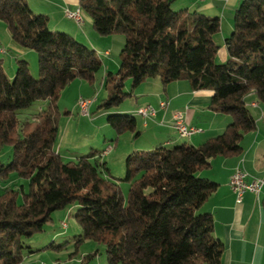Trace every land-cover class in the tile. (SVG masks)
Wrapping results in <instances>:
<instances>
[{
	"label": "trees",
	"instance_id": "trees-1",
	"mask_svg": "<svg viewBox=\"0 0 264 264\" xmlns=\"http://www.w3.org/2000/svg\"><path fill=\"white\" fill-rule=\"evenodd\" d=\"M79 1L99 34L125 36L119 70L105 76L111 90L105 106L128 95L122 92L128 78L133 87L149 78L165 87L186 80L193 90H212L210 108L232 115V122L199 145L130 153L126 200L95 152L65 161L55 149L60 91L75 78L94 81L103 61L70 33L52 30L48 15L26 0H0V21L13 41L39 55L38 77L27 60L18 59L11 79L0 61V152L6 144L13 147L11 161L0 164V177L17 173L30 181L22 203L11 185L0 192V264H21L24 240L44 231L54 211L73 204L80 206L79 240L104 244L110 264H220L225 245L214 235L212 214L201 211L219 184L200 172L214 157L240 154L245 134L257 129L246 97L253 92L264 103V0H243L236 9L224 62L217 60V16L175 10V0ZM40 100L48 106L21 125L19 111ZM108 120L118 133L137 127L135 115L110 114Z\"/></svg>",
	"mask_w": 264,
	"mask_h": 264
},
{
	"label": "rangeland",
	"instance_id": "rangeland-1",
	"mask_svg": "<svg viewBox=\"0 0 264 264\" xmlns=\"http://www.w3.org/2000/svg\"><path fill=\"white\" fill-rule=\"evenodd\" d=\"M173 8L175 7L173 6ZM85 16L87 19L86 14ZM88 19L93 25L89 16ZM84 23L85 20L82 24H79L84 25ZM93 31L98 37L106 39L100 45L102 47L107 46L104 48L98 46L96 49L104 67L96 74L94 81L75 78L60 91L58 99L60 111L59 130L55 149L58 150L65 161L77 160L84 155L95 152L98 160L106 163L107 176L119 182L127 200L131 186V181L126 180L127 157L132 152L156 147L157 145L154 142L158 140L160 134L147 132V128L143 125L144 120L140 115H135V108L139 109L149 102L145 101L147 96L137 93L140 86L144 85L145 82L138 87H133L132 79H126L122 86V92L128 95L120 103H114L109 107L105 106L109 102L111 93L110 88L106 86L105 76L109 72L115 74L119 70L121 52L125 46V36L123 34L101 35L96 30ZM218 34H221V31ZM6 38L7 34L0 25V42L2 45L6 44ZM88 44L86 45L93 48L90 43ZM106 49L110 50V55L105 53ZM30 52L29 55L18 56L16 51L8 48L6 53H0L1 64L6 73L11 75L9 76L11 79H14L17 73L18 59L27 60L32 75L39 76L38 52L36 50H30ZM156 79L160 81V88L165 92V88H162V86H165L161 80ZM182 81L183 83H189L186 80ZM174 83H169L167 87H172ZM81 98L93 99L90 107L91 115L81 112L79 107ZM254 98L257 99L256 96ZM248 101L250 102V100ZM48 103V100H40L31 108L20 110L18 118L21 125L36 119L41 110L48 106ZM249 108L257 120V129L247 134L259 135L260 138L264 139V103L260 102L258 107L249 105ZM110 114L135 115L137 117V127L135 130H125L118 133L108 120ZM186 141H189V139H186ZM180 143L183 144L184 142ZM109 145L112 146V151L109 152L110 154L104 155V150ZM12 154V145L6 144L0 152V164H8L12 159ZM135 177L137 178L138 175H135ZM7 185H11L19 191L18 202L22 203L24 193L29 192L30 189L29 179L20 177L17 173H12L7 180L0 177V192ZM79 207L78 204H73L65 209L54 211L52 218L46 223L44 231L26 238L24 240L25 247L22 251L24 259L21 264H110L104 244L93 239L79 240L82 234V227L76 218Z\"/></svg>",
	"mask_w": 264,
	"mask_h": 264
},
{
	"label": "crops",
	"instance_id": "crops-1",
	"mask_svg": "<svg viewBox=\"0 0 264 264\" xmlns=\"http://www.w3.org/2000/svg\"><path fill=\"white\" fill-rule=\"evenodd\" d=\"M242 1L175 0L173 6L177 10H196L220 18L221 34H218L215 39L221 46L217 53V59L224 62L228 58L225 40L233 30L235 12ZM26 2L35 12L48 15L52 30L68 32L81 42L90 43L95 50L98 46L102 47L100 43L106 40L98 37L93 31L95 29L89 22L87 14L86 19L84 13V25H80L76 20L67 16L66 9L75 10L80 6L79 0H26ZM89 18L91 17L89 16ZM0 25L7 34L6 44L2 45L0 42L5 53L8 48L16 51L18 56L31 53L30 50L23 49L13 41L4 22L0 21ZM105 53L110 55V50L106 49ZM144 82L137 93L147 96L145 101L149 102L146 105L155 106L157 113L149 119L142 116L141 118L144 120L143 125L147 128V132L160 134L158 140L154 142L157 146L181 145L180 142L199 145L208 138L221 134L232 122L230 114L219 113L210 108L213 95V91L210 89L193 90L190 83H183L182 80H179L174 81L172 87L162 86L165 88V92H163L159 85L161 83L156 78H149ZM254 96L255 94L252 92L247 95L246 100H250V102L248 101L249 105L258 107L260 103ZM162 100L168 102L166 108L160 107ZM174 112H181L188 125L199 127L202 131L191 137L180 136L174 128ZM150 127L152 128L150 129ZM241 145L243 149L240 154L214 157L211 166L200 172L202 177L214 180L219 184L216 191L201 207V211L212 214L215 220L214 235L221 239L225 245L220 264H264V183L259 194L246 191L241 200L238 199L237 193L231 186V177L239 165L246 169L249 180L253 178L264 180V139L259 135L247 134Z\"/></svg>",
	"mask_w": 264,
	"mask_h": 264
},
{
	"label": "built area",
	"instance_id": "built-area-1",
	"mask_svg": "<svg viewBox=\"0 0 264 264\" xmlns=\"http://www.w3.org/2000/svg\"><path fill=\"white\" fill-rule=\"evenodd\" d=\"M66 14L68 17L76 20L78 23L82 24L84 22V12L82 8L79 6L75 10L66 9ZM0 52L5 53V49L0 46ZM93 103L92 98H81L79 100V107L81 109V112L86 115H91L90 107ZM168 105V102L166 100L160 101V107L166 108ZM256 105V104H255ZM138 114H143L145 119L152 118L156 115L157 109L152 104L145 105L143 107H140L136 110ZM174 119V128L176 131L180 134V136L183 135H194L196 133H199L202 131L201 128L196 126H190L188 125L184 118L183 114L181 112H174L173 114ZM108 148H112L111 145L108 146ZM106 154V151L104 152ZM248 172L246 169L239 165L236 167L232 177H231V186L235 193H237L238 199L241 200L243 194L246 191H251L258 193L261 190V186L264 183V180L261 178H253L252 180L248 179ZM65 225V223H63Z\"/></svg>",
	"mask_w": 264,
	"mask_h": 264
},
{
	"label": "bare ground",
	"instance_id": "bare-ground-1",
	"mask_svg": "<svg viewBox=\"0 0 264 264\" xmlns=\"http://www.w3.org/2000/svg\"><path fill=\"white\" fill-rule=\"evenodd\" d=\"M135 114L136 115H140V116H142L143 118H144V116H143V114H138L137 112H135ZM191 136H193V135H183L182 137H191ZM106 151V154L107 153H109V152H111L112 151V148H106L105 150H104V152Z\"/></svg>",
	"mask_w": 264,
	"mask_h": 264
}]
</instances>
